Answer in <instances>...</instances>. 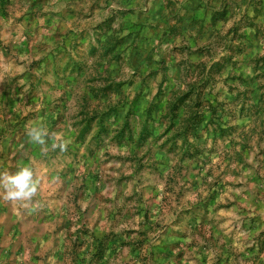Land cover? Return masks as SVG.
<instances>
[{"label": "rangeland", "instance_id": "rangeland-1", "mask_svg": "<svg viewBox=\"0 0 264 264\" xmlns=\"http://www.w3.org/2000/svg\"><path fill=\"white\" fill-rule=\"evenodd\" d=\"M23 166L0 264H264V0H0V173Z\"/></svg>", "mask_w": 264, "mask_h": 264}, {"label": "clouds", "instance_id": "clouds-1", "mask_svg": "<svg viewBox=\"0 0 264 264\" xmlns=\"http://www.w3.org/2000/svg\"><path fill=\"white\" fill-rule=\"evenodd\" d=\"M26 135L29 141L38 145L42 154L47 155L48 139H52V150L67 152L70 139L65 138L62 133H52L43 125L32 126L27 129ZM41 181L29 166L20 167L15 173H0V198L4 201L18 204L20 207L29 208L40 191Z\"/></svg>", "mask_w": 264, "mask_h": 264}]
</instances>
